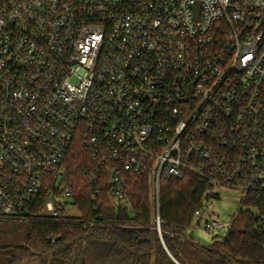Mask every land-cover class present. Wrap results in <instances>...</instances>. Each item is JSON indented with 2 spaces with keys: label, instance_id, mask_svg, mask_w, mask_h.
<instances>
[{
  "label": "built area",
  "instance_id": "built-area-1",
  "mask_svg": "<svg viewBox=\"0 0 264 264\" xmlns=\"http://www.w3.org/2000/svg\"><path fill=\"white\" fill-rule=\"evenodd\" d=\"M79 138L119 204L149 175L162 245L161 181L190 173L212 189L195 220L228 235L210 195L264 193V0H0V216L25 221L48 176L53 216L74 208Z\"/></svg>",
  "mask_w": 264,
  "mask_h": 264
},
{
  "label": "trees",
  "instance_id": "trees-1",
  "mask_svg": "<svg viewBox=\"0 0 264 264\" xmlns=\"http://www.w3.org/2000/svg\"><path fill=\"white\" fill-rule=\"evenodd\" d=\"M99 169L82 140H75L59 170L80 215L67 216L63 206L57 216L42 215L54 190L55 177L48 176L25 221L0 216V264H264V193L242 197L233 229L223 241L204 247L187 233L212 189L193 173L163 179L160 216L166 250L156 230L149 175L127 173L130 205L125 207L109 194Z\"/></svg>",
  "mask_w": 264,
  "mask_h": 264
},
{
  "label": "rangeland",
  "instance_id": "rangeland-1",
  "mask_svg": "<svg viewBox=\"0 0 264 264\" xmlns=\"http://www.w3.org/2000/svg\"><path fill=\"white\" fill-rule=\"evenodd\" d=\"M61 172H63L61 170ZM219 200H213L208 206V210L211 213V218L218 220L222 223H228L238 214L241 209L242 194L239 191L220 189L218 190ZM54 209V201L49 198L45 204L43 216L52 217ZM67 216L78 217L80 214L75 208L67 209ZM206 220L198 223L194 220L191 231L187 233L189 239L194 240L196 243L204 247H211L216 241H223L227 236V232L222 231L216 235L210 234L206 229Z\"/></svg>",
  "mask_w": 264,
  "mask_h": 264
},
{
  "label": "water",
  "instance_id": "water-1",
  "mask_svg": "<svg viewBox=\"0 0 264 264\" xmlns=\"http://www.w3.org/2000/svg\"><path fill=\"white\" fill-rule=\"evenodd\" d=\"M164 247H165V249L167 250V247H166V245H163ZM176 264H179L178 262H176Z\"/></svg>",
  "mask_w": 264,
  "mask_h": 264
}]
</instances>
